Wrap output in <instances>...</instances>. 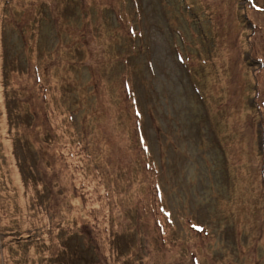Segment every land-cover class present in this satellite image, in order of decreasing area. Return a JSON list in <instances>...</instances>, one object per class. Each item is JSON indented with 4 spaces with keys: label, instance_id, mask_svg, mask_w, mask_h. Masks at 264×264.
Returning a JSON list of instances; mask_svg holds the SVG:
<instances>
[{
    "label": "rangeland",
    "instance_id": "1",
    "mask_svg": "<svg viewBox=\"0 0 264 264\" xmlns=\"http://www.w3.org/2000/svg\"><path fill=\"white\" fill-rule=\"evenodd\" d=\"M248 2L0 0V264H264V8ZM67 110L85 151L126 168L110 190L66 143Z\"/></svg>",
    "mask_w": 264,
    "mask_h": 264
},
{
    "label": "trees",
    "instance_id": "2",
    "mask_svg": "<svg viewBox=\"0 0 264 264\" xmlns=\"http://www.w3.org/2000/svg\"><path fill=\"white\" fill-rule=\"evenodd\" d=\"M248 4L250 6H253L257 10H263V8H264V6H261V5L257 4L256 2H254V0H249ZM68 7H67V10H68ZM130 30H131V32H133L132 27H130ZM130 36H132L134 38L135 34L130 35ZM116 45H117V47L115 48V51L113 52V57H112V58H114V62H116L115 65H120V66L122 65V67L130 66L131 62H132L131 61L132 60V56L134 55L133 52H132V49L130 48V46L132 44H127V46H125V47H122L120 44H116ZM74 48L76 49L77 46H75ZM178 55L179 54L177 53V57H178ZM98 63H99V61H98ZM72 66L73 65H71V67ZM117 71L118 70H112L111 72L113 73V75L114 74L116 75ZM108 80H110V79H108ZM66 84H70L71 85V82L66 81ZM123 90L125 92V95H126L128 101H131V108L130 109H131L132 113L134 114V116L136 117L135 118V122H136L135 130H136V135H137V138L139 140L140 146H141V148L144 151H146L147 150L146 149L147 146H146V143L144 142L145 141V134H144V129H143V122L144 121L142 120L141 110L139 109L140 105H138V102L136 101V95H135V92H134V88H132V86L130 84H128L126 79H124V81H123ZM185 93H187V92H185ZM118 98H119V96L117 95V99ZM197 103L198 102L196 101V105H197ZM197 109H198V107H197ZM197 109L195 110L194 108H192L193 112H196ZM96 111H97V108H95V111H93V112L97 113ZM102 113L103 112H99V113H97V115L98 114L102 115ZM69 119H70L69 120V124L72 126V129H70V131L68 133V137L66 138V143H68L71 146V151H73L74 149L78 148V155L80 156V158H81V156H83V157H85L87 159L88 164L89 163L93 164L92 168H95V170H98V175H100L104 179V182H102V187H106V188H108L110 190L111 186H109V184L106 182V179H105V178H109V177H107V173L110 170H112V172H115V174L119 175V170L124 172L123 169H126V168H121L120 166H117L118 169L117 170L116 169L113 170L112 169V165H111L112 162L109 159V156L111 154H109V155L105 154L107 156V158H108L107 160H106V157L104 158V160H100V158L99 159L96 158V155H95L96 153L95 152H93V151H85L84 148H87V146H89V144L91 143V140H93V138L91 136L88 137V134H87V133H90L91 129H90L88 124L87 125H85V124L76 125L75 124V120H74L73 116L70 114V112H69ZM67 120H68V118H67ZM78 123H79V120H78ZM91 128H92V126H91ZM101 137L103 138V142L106 144V148L109 151H111L112 150V146H111V143H109V136L106 135V131H104V134L101 135ZM105 161H107V163H108L107 167H106ZM145 164L150 166L148 161H145ZM84 165L87 166L86 164H84ZM131 183L132 182L129 181V180L126 182V189H127L128 186H131ZM155 187H156L158 192L161 191V189H160V187H159L157 182H155ZM110 193L111 192H108L107 196H109L108 194H110ZM158 196H159V194H158ZM161 207L163 208L164 206L162 205ZM163 210H164V212H166V210L164 208H163ZM140 221L135 219V223L137 225L140 224ZM129 223H130V221H129ZM156 224L158 225L159 228H161L159 222H156ZM116 240H117V238H116Z\"/></svg>",
    "mask_w": 264,
    "mask_h": 264
}]
</instances>
